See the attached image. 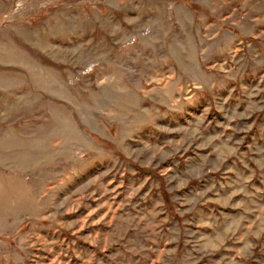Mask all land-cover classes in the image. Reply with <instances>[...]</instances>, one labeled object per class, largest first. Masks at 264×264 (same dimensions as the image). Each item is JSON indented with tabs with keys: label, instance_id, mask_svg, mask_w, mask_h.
Masks as SVG:
<instances>
[{
	"label": "rangeland",
	"instance_id": "obj_1",
	"mask_svg": "<svg viewBox=\"0 0 264 264\" xmlns=\"http://www.w3.org/2000/svg\"><path fill=\"white\" fill-rule=\"evenodd\" d=\"M0 264H264V0H0Z\"/></svg>",
	"mask_w": 264,
	"mask_h": 264
},
{
	"label": "trees",
	"instance_id": "obj_2",
	"mask_svg": "<svg viewBox=\"0 0 264 264\" xmlns=\"http://www.w3.org/2000/svg\"><path fill=\"white\" fill-rule=\"evenodd\" d=\"M163 198L165 199V201H167V194L165 192L162 193Z\"/></svg>",
	"mask_w": 264,
	"mask_h": 264
}]
</instances>
